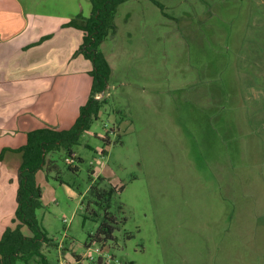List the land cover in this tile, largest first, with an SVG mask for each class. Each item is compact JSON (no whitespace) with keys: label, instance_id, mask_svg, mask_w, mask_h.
<instances>
[{"label":"rangeland","instance_id":"1","mask_svg":"<svg viewBox=\"0 0 264 264\" xmlns=\"http://www.w3.org/2000/svg\"><path fill=\"white\" fill-rule=\"evenodd\" d=\"M157 1L117 7L78 170L47 156L49 264H264V0ZM105 214L113 239L98 241Z\"/></svg>","mask_w":264,"mask_h":264},{"label":"crops","instance_id":"2","mask_svg":"<svg viewBox=\"0 0 264 264\" xmlns=\"http://www.w3.org/2000/svg\"><path fill=\"white\" fill-rule=\"evenodd\" d=\"M91 11L89 0H0V155L6 150L0 158V236L14 225L17 207L16 184L8 194L15 207L7 222L2 179L13 177L22 160L13 151L27 143L29 131L70 129L89 98L92 63L75 55L84 33L66 24ZM36 178L43 190L42 170Z\"/></svg>","mask_w":264,"mask_h":264},{"label":"trees","instance_id":"3","mask_svg":"<svg viewBox=\"0 0 264 264\" xmlns=\"http://www.w3.org/2000/svg\"><path fill=\"white\" fill-rule=\"evenodd\" d=\"M92 11L89 17L77 15L68 27L80 29L84 33L83 43L75 55H83L92 63L90 76L92 77L91 91L85 105L80 108V114L72 127L67 130H53L39 128L27 133V143L13 152L21 155V164L17 172L18 188L16 192V210L12 219L13 226L4 228L0 236V264H49L43 253L44 245H49L54 239L50 238L43 223L38 218V211L44 208L42 201L43 190L37 182L36 174L47 164L48 154L63 153L67 159L81 161L76 156L74 146L79 143L83 133L91 128L107 103V99L99 100L97 95L103 94L108 88L111 67L100 50L110 30L113 29V19L117 7L128 0H89ZM161 6L157 0H151ZM3 150L1 152L4 154ZM69 169L77 171V166L69 163ZM111 193L108 192V195ZM101 199V194L98 193ZM114 218L107 214L100 223L95 237L112 240L115 231ZM24 228L31 235H25ZM93 239L94 236H90ZM96 264H102L99 259Z\"/></svg>","mask_w":264,"mask_h":264},{"label":"built area","instance_id":"4","mask_svg":"<svg viewBox=\"0 0 264 264\" xmlns=\"http://www.w3.org/2000/svg\"><path fill=\"white\" fill-rule=\"evenodd\" d=\"M67 161H69V162H72V160H70V159H67ZM99 251V250H98ZM97 251V252H98ZM100 252V251H99ZM101 253V252H100ZM100 255H102L101 257H100V259L103 261V259L102 258H104V257H106V254L105 253H101ZM58 264H69L68 262H65L64 260H61V261H59V263ZM103 264H105L104 262H103ZM117 264H119V263H117Z\"/></svg>","mask_w":264,"mask_h":264}]
</instances>
